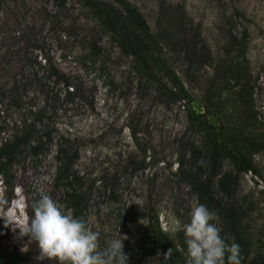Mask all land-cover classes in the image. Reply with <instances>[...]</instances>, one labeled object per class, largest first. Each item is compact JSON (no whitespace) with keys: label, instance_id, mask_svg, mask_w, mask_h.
Masks as SVG:
<instances>
[{"label":"rangeland","instance_id":"374dc122","mask_svg":"<svg viewBox=\"0 0 264 264\" xmlns=\"http://www.w3.org/2000/svg\"><path fill=\"white\" fill-rule=\"evenodd\" d=\"M97 1L121 9L116 0ZM125 1L158 37L161 56L187 88L185 98L170 101L137 76L130 58L118 52L78 0H0V86H6L0 124L40 103L41 86L52 81L49 65L76 87L74 103L59 101L58 112L48 119L51 145L39 155L27 150L16 155L0 183V201L11 189L14 195L0 205V245H13L30 264H59L56 258L37 260V243L20 230L30 223L42 195L70 212L64 194L73 189L83 193L78 218L99 233L101 247L118 236L119 227L128 264H166L171 261L166 250H147L149 225L157 222L178 252L170 263L186 264L183 225L199 203L185 176L189 173L211 179L217 202L237 206L249 257H263L264 148L251 154L256 172L233 173L235 182L222 190L216 181L232 166L220 156L216 168H209L201 133L187 115L208 112L216 125L222 123L219 108L237 107L228 71L239 66L252 87L255 132L264 133V0ZM54 90L59 97L64 91L60 84ZM59 138L67 140L61 154ZM191 145L198 153L189 157ZM59 159L70 164L68 177L56 180ZM9 216L16 228L5 224ZM219 217L225 237L228 222Z\"/></svg>","mask_w":264,"mask_h":264},{"label":"trees","instance_id":"16d2710c","mask_svg":"<svg viewBox=\"0 0 264 264\" xmlns=\"http://www.w3.org/2000/svg\"><path fill=\"white\" fill-rule=\"evenodd\" d=\"M86 7L98 23L108 32L109 41L113 43L118 52L130 58L133 72L141 79L150 81L155 87V91L168 98L170 101H176L187 96V88L180 81L178 75L169 67L166 60L160 54L158 37L153 34L139 11L125 0H116L120 3L121 9L113 5H103L97 0H78ZM232 42L231 44H233ZM229 82L234 90L237 107L223 109L224 121L216 125L208 116V112L190 111L187 115L189 125L200 132L203 141L202 153L208 161L209 168L213 171L216 168L217 160L220 156L228 159L232 168L223 171L217 184L222 190H229L231 182L236 179H230L232 174H245L247 172H256V167L252 161L251 154L264 148V133L255 132L253 122L255 114L251 105L252 87L249 84V75L247 70L242 67L229 68ZM52 79L50 84L41 86L44 91L40 103L30 105V108L24 109L18 113L14 120L0 124V183L4 182L10 168V164L15 156L22 151L27 150L33 155L42 154L53 140L52 125L48 119L59 110V101L63 104L74 103L76 87L72 81L55 66L49 65L48 79ZM60 84L63 88V94L59 97L54 87ZM12 85L10 87L12 90ZM230 86V85H229ZM5 85L0 86V113L2 102L4 101ZM20 102L21 99H18ZM30 100V99H29ZM24 116V117H23ZM67 140L59 138L57 152H63L61 146H65ZM188 156L192 157L197 149L191 145L187 151ZM58 158V157H57ZM69 161L59 159V165L56 167L55 179L67 178ZM191 188L195 192L199 204L206 205L210 210H214L218 215H222L228 222L229 231L225 238L235 237L240 245L241 255L243 257L241 264H264V256L253 255L249 257V246L240 227L241 211L237 206L228 203H219L211 192V179L208 177L196 178L192 174L185 175ZM73 181L76 180L74 174H71ZM70 183V182H69ZM68 183V184H69ZM233 186V185H232ZM12 190V189H11ZM6 194L0 205L8 204L13 198L12 191ZM65 201L67 208L75 217L79 216L83 203V193L75 190L65 191ZM236 207V208H235ZM148 249L155 252L158 249L171 250L170 260L178 256V252L171 249L168 235L162 232L157 222L149 225L148 228ZM166 264H171L170 262ZM30 264L23 253L11 246L5 249L0 245V264Z\"/></svg>","mask_w":264,"mask_h":264},{"label":"clouds","instance_id":"9594fccd","mask_svg":"<svg viewBox=\"0 0 264 264\" xmlns=\"http://www.w3.org/2000/svg\"><path fill=\"white\" fill-rule=\"evenodd\" d=\"M3 201H0L2 203ZM6 225L15 227V218L5 219ZM220 217L204 204H195L190 221L183 225L187 246L186 264H241L240 245L235 237L221 235ZM38 245L37 260L56 258L59 264H128L120 234L101 247L99 233L90 230L83 219L65 212L50 195H42L34 207V216L22 230ZM171 257V250L165 259Z\"/></svg>","mask_w":264,"mask_h":264}]
</instances>
